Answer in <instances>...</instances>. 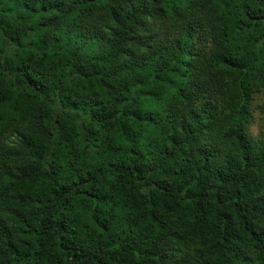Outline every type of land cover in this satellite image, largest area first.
I'll list each match as a JSON object with an SVG mask.
<instances>
[{"label": "clouds", "instance_id": "obj_1", "mask_svg": "<svg viewBox=\"0 0 264 264\" xmlns=\"http://www.w3.org/2000/svg\"><path fill=\"white\" fill-rule=\"evenodd\" d=\"M0 264H264V0H0Z\"/></svg>", "mask_w": 264, "mask_h": 264}]
</instances>
